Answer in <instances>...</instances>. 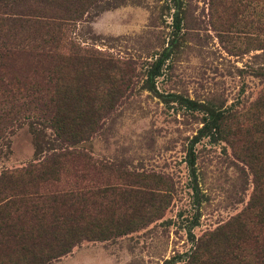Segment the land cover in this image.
Instances as JSON below:
<instances>
[{
  "label": "rangeland",
  "instance_id": "374dc122",
  "mask_svg": "<svg viewBox=\"0 0 264 264\" xmlns=\"http://www.w3.org/2000/svg\"><path fill=\"white\" fill-rule=\"evenodd\" d=\"M94 1L65 41L120 67L113 106L77 147L111 167L108 181L152 191L156 216L50 264H251L237 216L255 183L264 192V0ZM28 36L0 28L2 75L42 71ZM38 157L28 120L0 139V172Z\"/></svg>",
  "mask_w": 264,
  "mask_h": 264
},
{
  "label": "trees",
  "instance_id": "16d2710c",
  "mask_svg": "<svg viewBox=\"0 0 264 264\" xmlns=\"http://www.w3.org/2000/svg\"><path fill=\"white\" fill-rule=\"evenodd\" d=\"M94 2L0 0V28L32 34L25 37L26 56L45 65L40 73L19 77L0 73V99L8 103L0 104V139L28 120L35 154L41 156L0 172V264H50L83 241L128 234L156 216L146 199L152 191L128 178L108 181L102 171L111 167L77 147L113 106L120 67L119 60L70 40V27ZM65 45L66 55L58 52ZM47 129L57 144L44 139ZM261 186L255 183L237 216L251 264H264Z\"/></svg>",
  "mask_w": 264,
  "mask_h": 264
}]
</instances>
